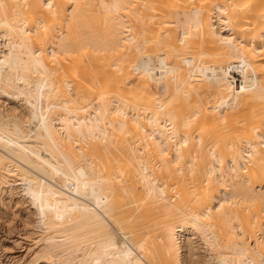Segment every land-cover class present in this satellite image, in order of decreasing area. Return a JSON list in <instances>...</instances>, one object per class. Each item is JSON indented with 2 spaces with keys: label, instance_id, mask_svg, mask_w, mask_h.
Here are the masks:
<instances>
[{
  "label": "bare ground",
  "instance_id": "bare-ground-1",
  "mask_svg": "<svg viewBox=\"0 0 264 264\" xmlns=\"http://www.w3.org/2000/svg\"><path fill=\"white\" fill-rule=\"evenodd\" d=\"M16 205L0 264H264V0H0Z\"/></svg>",
  "mask_w": 264,
  "mask_h": 264
},
{
  "label": "rangeland",
  "instance_id": "rangeland-1",
  "mask_svg": "<svg viewBox=\"0 0 264 264\" xmlns=\"http://www.w3.org/2000/svg\"><path fill=\"white\" fill-rule=\"evenodd\" d=\"M27 203L28 202L23 205H26ZM22 206L16 205L13 208H18L16 209L18 210V215L16 214L10 217L4 215L0 217V261L3 263L15 260L22 261L30 256V253L37 245V241L44 235L43 230L38 229V226H24V224H22L19 212V209Z\"/></svg>",
  "mask_w": 264,
  "mask_h": 264
}]
</instances>
